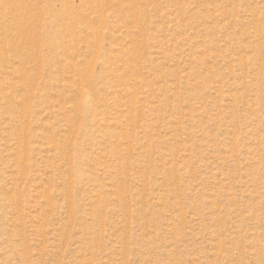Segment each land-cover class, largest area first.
I'll return each mask as SVG.
<instances>
[{
  "label": "rangeland",
  "instance_id": "374dc122",
  "mask_svg": "<svg viewBox=\"0 0 264 264\" xmlns=\"http://www.w3.org/2000/svg\"><path fill=\"white\" fill-rule=\"evenodd\" d=\"M0 264H264V0H0Z\"/></svg>",
  "mask_w": 264,
  "mask_h": 264
},
{
  "label": "bare ground",
  "instance_id": "6f19581e",
  "mask_svg": "<svg viewBox=\"0 0 264 264\" xmlns=\"http://www.w3.org/2000/svg\"><path fill=\"white\" fill-rule=\"evenodd\" d=\"M16 7V6H15ZM18 11V10H17ZM21 15V14H20ZM19 23V22H18ZM21 23V22H20ZM17 24V23H16ZM19 25V24H18ZM20 26V25H19ZM22 30V29H21ZM18 31V30H17ZM24 36V35H23ZM31 36V35H30ZM31 39V38H30ZM14 42V41H13ZM17 42V41H16ZM15 45V44H14Z\"/></svg>",
  "mask_w": 264,
  "mask_h": 264
}]
</instances>
